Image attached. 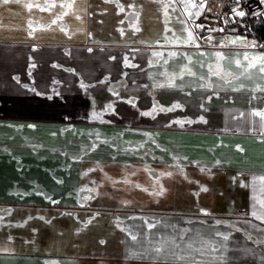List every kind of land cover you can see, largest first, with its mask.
<instances>
[{
  "label": "crops",
  "instance_id": "1",
  "mask_svg": "<svg viewBox=\"0 0 264 264\" xmlns=\"http://www.w3.org/2000/svg\"><path fill=\"white\" fill-rule=\"evenodd\" d=\"M182 11L0 0V264H264V38Z\"/></svg>",
  "mask_w": 264,
  "mask_h": 264
},
{
  "label": "built area",
  "instance_id": "2",
  "mask_svg": "<svg viewBox=\"0 0 264 264\" xmlns=\"http://www.w3.org/2000/svg\"><path fill=\"white\" fill-rule=\"evenodd\" d=\"M193 3L197 8L192 11V18L188 22H197V17L203 11H208L212 17L216 16L220 29L224 30L235 25L250 27L256 18L264 19V0H194ZM234 9L245 12V15L243 17L234 15Z\"/></svg>",
  "mask_w": 264,
  "mask_h": 264
},
{
  "label": "trees",
  "instance_id": "3",
  "mask_svg": "<svg viewBox=\"0 0 264 264\" xmlns=\"http://www.w3.org/2000/svg\"><path fill=\"white\" fill-rule=\"evenodd\" d=\"M197 22L196 24L198 25H203V21L208 22H215L216 24L219 25V21L217 20L216 16H213L208 12H202L198 17H197ZM192 23V21H190ZM193 24V23H192ZM194 31H196L197 33L200 32V30H197L196 28L193 29ZM225 30H233L236 32H241V33H245L248 35H251L252 37H254L255 39L262 40L264 38V19L262 18H256L254 21V24L250 27H243V26H231L230 28H226Z\"/></svg>",
  "mask_w": 264,
  "mask_h": 264
},
{
  "label": "snow or ice",
  "instance_id": "4",
  "mask_svg": "<svg viewBox=\"0 0 264 264\" xmlns=\"http://www.w3.org/2000/svg\"><path fill=\"white\" fill-rule=\"evenodd\" d=\"M202 6V5H201ZM233 14L234 15H237V16H240V17H243L244 15H245V12H243V11H237V10H233ZM225 23H227V21H225ZM196 27L197 28H203L204 27V25H196ZM209 31H217V29H209ZM218 31H220V32H223L224 31V29L223 28H221V29H218ZM188 41H187V43L188 44H196V37H193L192 36V34H191V31H189V34H188ZM241 40V38H237V39H235V40H231L230 41V43H232V44H236V43H238L239 41ZM206 42H211V37H207L206 38ZM226 46V45H225ZM252 47H255V45H251ZM196 47H199V45L198 44H196ZM157 55H163L162 53H157ZM173 55H178V53H173ZM244 59L245 60H248L249 59V57L248 56H245L244 57ZM261 59V66H260V68H259V71L261 72V73H264V57H261L260 58ZM237 63H239V62H237ZM129 66H131V65H129ZM252 66H254V65H252ZM190 71V70H189ZM194 74V73H193ZM176 78H179V79H182L183 78V76L182 75H179V74H176ZM162 86H167V85H162ZM171 86H175L174 85V83L171 85ZM82 87H83V85H82ZM131 102V101H130ZM175 107V106H174ZM167 111H171L172 109L170 108V109H166ZM144 115H151V113H143ZM175 123H179V122H175ZM204 190H206V189H204ZM258 219H264V217H258ZM160 249L159 248H157L156 249V251H159ZM181 258H183V257H181Z\"/></svg>",
  "mask_w": 264,
  "mask_h": 264
},
{
  "label": "rangeland",
  "instance_id": "5",
  "mask_svg": "<svg viewBox=\"0 0 264 264\" xmlns=\"http://www.w3.org/2000/svg\"><path fill=\"white\" fill-rule=\"evenodd\" d=\"M177 2H178V4H179V9L180 10H183L182 12H184V15L186 16V18H187V21L188 20H190V18H192L191 16H192V13L193 12H191L192 10H188V9H186L185 8V6L183 7V0H176ZM193 1L194 0H188V2L191 4V3H193ZM194 4V3H193ZM195 5V4H194ZM194 8H197L196 7V5H195V7ZM182 14V13H181ZM180 14V15H181ZM200 14V13H199ZM183 15H181V17H182ZM183 18V17H182ZM188 23V22H187ZM193 23V24H192ZM192 23H188V25H189V28H190V30H192V29H194V28H196L197 30H200V29H202V28H197L196 27V25H198V24H196V22L195 21H192ZM208 30L209 29H217V31H215V32H220V31H218V29H220V27H219V25L218 24H216L215 22H211V23H209V25H208ZM210 32H212V31H210ZM214 32V31H213ZM223 33L225 34H230V33H236V34H238V35H240L241 33H239V32H236V31H233V30H224L223 31ZM243 35V34H242ZM239 38H241V37H239ZM241 40H242V38H241ZM240 40V42H238V45H244L245 43H243L242 41ZM255 43V42H254ZM233 49H236V48H233ZM261 73V72H260ZM261 154L263 155L262 157H261V164L264 162V154L261 152ZM263 176L262 177H264V172H262L261 173ZM261 188V187H260ZM262 189V188H261ZM261 189L259 190V191H261ZM257 205L258 206H260V205H262L261 203H259L258 204V202H257Z\"/></svg>",
  "mask_w": 264,
  "mask_h": 264
}]
</instances>
